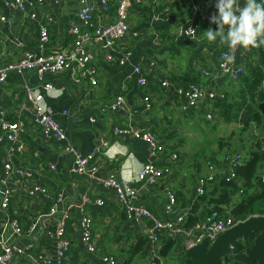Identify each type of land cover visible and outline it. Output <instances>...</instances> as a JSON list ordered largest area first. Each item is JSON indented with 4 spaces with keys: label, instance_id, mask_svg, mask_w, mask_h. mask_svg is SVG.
Masks as SVG:
<instances>
[{
    "label": "crops",
    "instance_id": "1",
    "mask_svg": "<svg viewBox=\"0 0 264 264\" xmlns=\"http://www.w3.org/2000/svg\"><path fill=\"white\" fill-rule=\"evenodd\" d=\"M217 2L128 0L129 31L125 43L132 55L124 65L118 63L121 53L114 52L116 60L108 62L105 58L107 51L89 43L86 50L97 68L96 85H90L86 79L75 82L70 72L48 78L54 91L51 97H45L44 103L63 130L66 142L75 148L76 155L65 152L63 143L45 139L34 122L25 87L42 89L36 74L8 75L0 93V118L23 123L20 134L22 150L15 152L7 140L0 141V179L4 176V165L9 163L27 172L30 182L43 185L52 194L61 195L59 208H64L70 215V222L74 223L66 229L71 264H105L102 262L104 256L112 257L116 264L133 261L152 264L154 258L161 264L171 256V263L179 264L182 236H165L152 251V245L134 226L132 219L125 215L112 191L104 190L95 180L72 174L76 157L90 154L101 139L106 140L110 148L107 154L96 158L99 167L97 176L106 178L115 175L133 180L132 185L141 193L139 204L157 219L165 218L166 187L175 193L179 209L190 208L197 199L195 188L198 178L208 174V165L222 164L227 152H244L243 146L248 142L240 136L232 137L229 145L220 146L218 143L227 137L226 129L230 124L217 121L212 101L206 111L200 108L187 112L180 110L185 103L180 91L189 85L215 93H231L239 86L217 72L219 55L228 46L220 44L219 40L208 41L204 32L209 27L217 28L216 24L209 22L210 16L218 15ZM238 2L243 6L245 0ZM87 4L94 11L95 21L97 19L101 24L113 21L114 8L103 13L100 0H87ZM81 7L80 0H57V3L43 0L41 4L27 0L25 10L21 12L1 8L0 16L4 20L0 19V66L17 61L24 52L37 53V42L43 28L49 34L47 51H68L73 41L68 32L70 26L76 24L83 27L77 16ZM32 15L35 17L32 18ZM192 21H198L197 33L192 38L179 34L180 28ZM261 47L264 51V46ZM234 64L244 66L245 73L248 66H262L264 74V64H260L256 48H252L247 57L237 52ZM137 67L140 68L139 74L134 73ZM139 78L145 80L144 86L138 85ZM162 82L168 85L162 87ZM123 86L127 89L124 93L126 110L110 112L108 105ZM145 97L149 98L150 110L144 109ZM208 112L213 116L211 121L205 117ZM114 126L136 131L147 129L156 134L162 147L161 153L178 156L177 161L171 164V176L153 187L135 182L136 173L149 160L150 148L133 136L114 135ZM232 129V132H240L238 125ZM247 133L250 138L255 136L263 140L262 127L253 125ZM239 140L242 143H238ZM162 162H165L164 159ZM259 170L264 178V162ZM217 173L221 179L225 175L224 167ZM5 188L11 191L12 197L8 207L2 208ZM86 197L90 203L86 202ZM96 199L102 200L103 205H96ZM50 204L44 196H28L12 178L7 180L6 185L0 183V240L22 250V254H17L10 264H48V261L49 264H56L54 231L60 217L47 216ZM82 216L89 217L92 222L94 253H88L81 243L79 220ZM12 220L18 222L22 230L20 235H16L11 228ZM140 240H145L141 250L129 255V251L140 247ZM167 242L171 243L170 250L161 254ZM39 256L42 259H38Z\"/></svg>",
    "mask_w": 264,
    "mask_h": 264
},
{
    "label": "built area",
    "instance_id": "2",
    "mask_svg": "<svg viewBox=\"0 0 264 264\" xmlns=\"http://www.w3.org/2000/svg\"><path fill=\"white\" fill-rule=\"evenodd\" d=\"M27 0H0V9L8 11H24ZM57 3V0H51ZM37 4H41L43 0H35ZM128 0H100V8L103 13L109 12L114 8L113 21L101 24L94 20V11L87 4V0H80L82 7L78 12V20L83 27L72 24L68 30L73 38L68 51L63 53L47 51V44L50 42L49 34L46 28L40 31L37 42V53L24 52L15 62L7 63L0 66V93L5 85L7 77L10 73L23 75L27 72H34L41 85L40 90H32L25 87V93L28 103L30 104L34 122L39 127L45 139L64 144V150L67 153L76 155V150L68 144L66 136L59 124L52 118L51 111L44 103L45 97L53 95V85L48 78H53L63 72H70L75 82L86 79L90 85L97 84V68L92 63L91 56L86 50L87 44H95L101 49L107 51L105 58L108 62H114L116 57L114 52L121 53L118 63L124 65L132 55L130 47L125 43L128 36V15H127ZM35 15H32L34 18ZM4 20L3 16H0ZM199 28L198 21H192L188 26L182 27L179 34L184 37L192 38ZM135 37V35H133ZM252 48L244 49L237 47L236 49H227L220 53L217 65L219 76L226 77L231 81L237 80L245 74L244 66H236L234 64V56L240 52L243 57L251 52ZM153 63L150 64L152 66ZM134 73L139 74L140 68H134ZM208 76L207 73H205ZM139 86L145 85V80L139 78L137 81ZM168 83L162 82L161 86L166 87ZM126 86H123L119 94L108 105L110 112L125 111L124 93ZM260 92H264V80L259 87ZM185 103L181 105V112H187L191 109L200 108L207 110L210 102L215 100L217 96L223 97L222 93L206 91L204 88L189 85L184 90L180 91ZM144 109L150 110L151 105L149 98H143ZM208 121L213 119L210 112L205 114ZM93 121V120H91ZM23 130L21 121L7 122L0 118V141L7 140L12 146V150L20 152L22 143L20 134ZM112 133L116 136H133L142 142H145L150 148L149 160L142 165L140 170L135 175V182L140 183L145 187H153L159 181L169 178L172 174L171 166H159L158 163L163 161L162 147L156 134L147 129L131 130L114 126ZM110 145L104 139H101L95 149L88 155L76 157V164L72 170V174L79 177H86L90 180H95L104 190L112 191L118 205L123 210L125 215L132 219L134 226L137 227L148 242L155 249L160 243V238L170 236L172 238L182 236L181 252L186 253L190 248L199 245L204 239L208 238L209 243L214 242L218 236L225 231L231 229L237 223H234L232 218L226 213L220 216L217 212H211L204 216L203 219L194 223L191 226H186V219L189 208H178L175 193L170 187L165 188L166 202L164 205V219L154 218L140 204V190L132 185V181L117 177L115 175L101 178L97 176L99 167L96 163L98 155L107 154ZM166 157V156H164ZM176 160V155H169L164 161L172 164ZM240 153L227 152L223 156L222 164L208 165V174L198 178L195 188L196 196H203L210 190L211 184L215 179H220L217 171L224 167L225 175L221 180L225 182L240 183V178L237 176L236 170L243 162ZM12 178L13 182L20 186L28 196H44L51 204L47 216H59V221L56 224L54 238L56 243V264H71L69 258L70 241L66 236L67 226H74L70 222V215L64 208H59L62 203L60 194L50 193L43 185L30 182L29 174L21 169L12 167L9 163L4 165V176L0 179L2 185H6L7 180ZM264 181V179H262ZM11 191L4 189L1 201V207L7 208L11 200ZM86 202L90 203V199L86 197ZM94 203L98 206L103 205V201L96 199ZM10 226L16 235H20L22 230L17 221H10ZM79 230L81 243L88 253L96 251L93 234L92 222L87 216H82L79 220ZM17 254H22V250L17 249L6 241L0 240V264H10ZM155 254V253H153ZM38 259H42L39 256ZM102 262L105 264H116V261L109 256H104ZM46 263H50L49 261Z\"/></svg>",
    "mask_w": 264,
    "mask_h": 264
},
{
    "label": "trees",
    "instance_id": "3",
    "mask_svg": "<svg viewBox=\"0 0 264 264\" xmlns=\"http://www.w3.org/2000/svg\"><path fill=\"white\" fill-rule=\"evenodd\" d=\"M256 49L258 50V60L263 65L264 51L262 47ZM261 67L248 66L247 72L234 81L224 77L231 83L237 82L239 86L231 93L221 92L223 97L217 96L212 101L214 104L213 114L219 123L238 125L242 134L247 132L253 125L262 127L264 116L257 108L263 100L262 92L259 91L261 82L264 80ZM234 134L235 132H231V136L219 140L220 146L229 145V141ZM247 142V145L243 146L247 157L236 170L240 183L215 179L210 190L203 196H197V199L190 206L186 219L187 227L203 219L211 212H217L220 216L228 213L234 223L244 221L255 215L264 216V181H262L264 178L259 170L260 165L264 162V136L263 140L252 136L247 139ZM162 155L164 160L169 155H176L175 161L178 159L177 154L166 153ZM158 165L171 166L167 161L160 162ZM144 243L145 240H140L138 242L140 247L129 251V255L132 256L138 253ZM170 246L171 243L167 242L161 254L165 250H170ZM157 261L154 260V264H157ZM178 262L179 264H191V260L185 257L184 252L178 254ZM226 264H230V261Z\"/></svg>",
    "mask_w": 264,
    "mask_h": 264
},
{
    "label": "water",
    "instance_id": "4",
    "mask_svg": "<svg viewBox=\"0 0 264 264\" xmlns=\"http://www.w3.org/2000/svg\"><path fill=\"white\" fill-rule=\"evenodd\" d=\"M261 94L263 100L257 108L264 116V92ZM185 257L191 264H226L230 258V264H264V216L255 215L238 222L212 243L204 239L188 249Z\"/></svg>",
    "mask_w": 264,
    "mask_h": 264
},
{
    "label": "clouds",
    "instance_id": "5",
    "mask_svg": "<svg viewBox=\"0 0 264 264\" xmlns=\"http://www.w3.org/2000/svg\"><path fill=\"white\" fill-rule=\"evenodd\" d=\"M215 6L218 15L210 16L209 22L217 28L204 31L208 41L219 40L229 49L264 46V2L245 0L241 6L238 0H218Z\"/></svg>",
    "mask_w": 264,
    "mask_h": 264
},
{
    "label": "rangeland",
    "instance_id": "6",
    "mask_svg": "<svg viewBox=\"0 0 264 264\" xmlns=\"http://www.w3.org/2000/svg\"><path fill=\"white\" fill-rule=\"evenodd\" d=\"M234 127H236V125L235 124H230V125H228V129H226L227 131H226V135L229 137V136H231V132L234 130V129H232V128H234ZM220 131V130H219ZM237 134H239V135H237ZM234 136H236V138L237 137H239L240 136V138H242V139H249L250 138V136H249V134L247 133V132H245V133H236L235 132V134L233 135V137ZM238 143H241L240 142V140L238 141ZM215 145V144H214ZM241 156H242V158L243 159H245L247 156H246V152L244 151V152H242L241 153ZM171 255V254H170ZM153 258V257H152ZM154 260H155V258H154ZM154 260L152 261V264H154ZM171 261H172V257L171 256H169V257H167L166 259H164L162 262H161V264H172L171 263ZM140 262L139 261H133L132 263H128V264H139ZM157 264H160L159 263V261H157Z\"/></svg>",
    "mask_w": 264,
    "mask_h": 264
},
{
    "label": "flooded vegetation",
    "instance_id": "7",
    "mask_svg": "<svg viewBox=\"0 0 264 264\" xmlns=\"http://www.w3.org/2000/svg\"><path fill=\"white\" fill-rule=\"evenodd\" d=\"M238 251V250H237ZM234 255V254H233ZM229 261H231V258L229 259Z\"/></svg>",
    "mask_w": 264,
    "mask_h": 264
}]
</instances>
